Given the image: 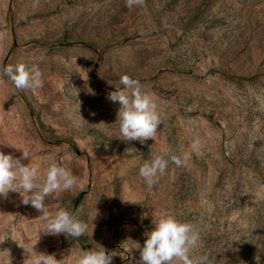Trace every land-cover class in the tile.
Instances as JSON below:
<instances>
[{
  "label": "rangeland",
  "instance_id": "rangeland-1",
  "mask_svg": "<svg viewBox=\"0 0 264 264\" xmlns=\"http://www.w3.org/2000/svg\"><path fill=\"white\" fill-rule=\"evenodd\" d=\"M20 62L37 64L43 85L18 90L4 77L0 151L19 158L9 144L27 148L22 163L41 173L49 157L69 168L78 185L45 205L89 231L40 233L41 213L9 192L0 233L11 238L0 251L12 264H23L20 245L38 233L35 250L64 264L98 246L115 254L112 264H139L136 243L161 215L199 229L195 255L264 264V0H145L131 10L125 0H0V65ZM124 74L154 94L163 121L155 141L119 135V104L108 95L123 89ZM185 152V166L170 162L146 187L145 160Z\"/></svg>",
  "mask_w": 264,
  "mask_h": 264
},
{
  "label": "clouds",
  "instance_id": "clouds-1",
  "mask_svg": "<svg viewBox=\"0 0 264 264\" xmlns=\"http://www.w3.org/2000/svg\"><path fill=\"white\" fill-rule=\"evenodd\" d=\"M144 5L145 0H125V7L130 10ZM42 75L37 64L29 66L20 62L15 65H0V84H3L4 77H7L18 90H34L42 87ZM120 84L123 85V89L110 92L108 95V99L119 104L116 122L119 123L120 137L123 141H139L141 144L148 139L155 141L159 133L158 126L162 125L163 121L154 94L144 91L140 81L127 74L120 76ZM88 92L95 94L90 88ZM100 124L105 126V130L107 129V125L103 122ZM199 143V139H196L191 147L196 149ZM9 145L20 151L21 156L17 158L0 151V198L6 199L9 192L19 193L24 205H31L41 213L38 216L43 222V230L40 233L64 234L73 239L87 235L89 225L86 221L79 219L65 208L51 213L45 205L47 197L73 190L78 185V177L52 157L48 158L46 170L41 173L38 164L22 163L24 159H31V153L27 148ZM189 159L190 155L187 152L182 155L173 153L167 158L165 155L153 154L140 165L139 176L150 190L166 174L170 162L182 167ZM40 233L27 246L20 245L25 255L23 264H64L63 260L55 259L54 254L35 250ZM7 238L11 237L6 233H0V244ZM200 240V231L192 223L179 221L171 215H161L153 229L147 233L143 246L136 243V248L140 250L139 264H173L174 261L179 264H214V260H210L207 255H195ZM114 255L102 246H98L96 249L81 251L75 264H112ZM0 264H12L8 250L0 251Z\"/></svg>",
  "mask_w": 264,
  "mask_h": 264
}]
</instances>
